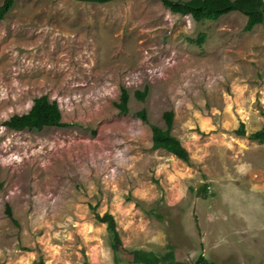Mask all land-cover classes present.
Wrapping results in <instances>:
<instances>
[{"label": "rangeland", "instance_id": "374dc122", "mask_svg": "<svg viewBox=\"0 0 264 264\" xmlns=\"http://www.w3.org/2000/svg\"><path fill=\"white\" fill-rule=\"evenodd\" d=\"M246 21L159 0H15L0 20V264H147L170 250L264 264V141L250 138L264 127V23ZM41 95L67 125H3ZM169 110L188 162L152 147ZM106 211L121 245L95 219Z\"/></svg>", "mask_w": 264, "mask_h": 264}, {"label": "trees", "instance_id": "16d2710c", "mask_svg": "<svg viewBox=\"0 0 264 264\" xmlns=\"http://www.w3.org/2000/svg\"><path fill=\"white\" fill-rule=\"evenodd\" d=\"M94 3H106L112 0H84ZM164 7L172 13L179 15H189L195 21L201 20H217L219 17L230 12L238 11L247 17L244 30L249 31L255 25L264 23V0H159ZM15 0H3L0 3V20L12 9ZM206 34L200 32L196 38V42L201 44L205 40ZM148 87L143 90H136L135 95L139 100H143L147 94ZM129 93L126 88H121L120 101L116 103L121 113L128 112ZM136 116L143 121H147L144 109L137 111ZM163 119L165 128L152 124L151 137L152 147L155 149H164L173 154L177 158L188 162L189 153L181 144L177 137L171 133L173 125V111H164ZM3 125L9 129L22 130L32 129L40 130L48 126H64L67 123L61 120V111L56 100H49L46 95L34 98L30 109L23 114H14L4 120ZM239 135H244L243 125L236 131ZM253 141L259 143L264 141V127L250 134ZM1 184V183H0ZM5 213L12 218L10 206L6 204ZM95 219L101 223H105L106 228L111 236V241L115 245H121V239L117 230L116 220L110 212L103 214L95 213ZM34 264H43L42 260L34 262ZM88 264V262H85ZM147 264H183L175 260L173 252L170 250L165 254L158 256L154 252H149ZM193 264H213L203 255H199Z\"/></svg>", "mask_w": 264, "mask_h": 264}]
</instances>
